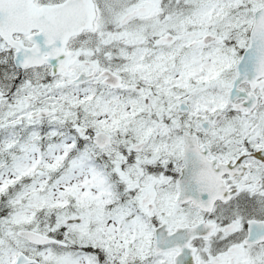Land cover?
<instances>
[{
    "label": "snow or ice",
    "instance_id": "1",
    "mask_svg": "<svg viewBox=\"0 0 264 264\" xmlns=\"http://www.w3.org/2000/svg\"><path fill=\"white\" fill-rule=\"evenodd\" d=\"M0 264H264V0H0Z\"/></svg>",
    "mask_w": 264,
    "mask_h": 264
}]
</instances>
